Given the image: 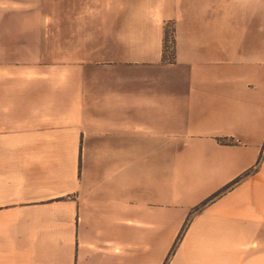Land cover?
I'll return each instance as SVG.
<instances>
[{
	"label": "crops",
	"instance_id": "0c3cea01",
	"mask_svg": "<svg viewBox=\"0 0 264 264\" xmlns=\"http://www.w3.org/2000/svg\"><path fill=\"white\" fill-rule=\"evenodd\" d=\"M0 264H264V0H0Z\"/></svg>",
	"mask_w": 264,
	"mask_h": 264
},
{
	"label": "trees",
	"instance_id": "16d2710c",
	"mask_svg": "<svg viewBox=\"0 0 264 264\" xmlns=\"http://www.w3.org/2000/svg\"><path fill=\"white\" fill-rule=\"evenodd\" d=\"M169 24L172 25L171 30L169 29ZM175 44H176V40H175L174 24H173V22H167L165 24V28H164V39H163V59H164V61H166V62H173L174 61V59H175ZM241 178L242 177H238L235 180H233L232 182H230L229 184L225 185L222 189H220L219 191L214 193L212 196H210L208 199H206L201 204H199L194 210L205 206L207 203H209L210 201H212L213 199H215L216 197H218L222 193L226 192L228 189H230L236 183H238L241 180ZM187 224H188V221H187ZM185 228H186V226H185ZM174 249H175V246L173 247V250H172L171 254L169 255V257L173 254Z\"/></svg>",
	"mask_w": 264,
	"mask_h": 264
},
{
	"label": "rangeland",
	"instance_id": "374dc122",
	"mask_svg": "<svg viewBox=\"0 0 264 264\" xmlns=\"http://www.w3.org/2000/svg\"><path fill=\"white\" fill-rule=\"evenodd\" d=\"M169 29H170V30L172 29V25H171V24H169Z\"/></svg>",
	"mask_w": 264,
	"mask_h": 264
}]
</instances>
